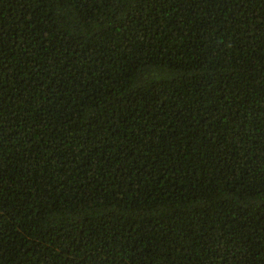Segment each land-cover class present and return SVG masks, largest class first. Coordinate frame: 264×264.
<instances>
[{"label": "trees", "instance_id": "1", "mask_svg": "<svg viewBox=\"0 0 264 264\" xmlns=\"http://www.w3.org/2000/svg\"><path fill=\"white\" fill-rule=\"evenodd\" d=\"M0 264H264V0H0Z\"/></svg>", "mask_w": 264, "mask_h": 264}]
</instances>
